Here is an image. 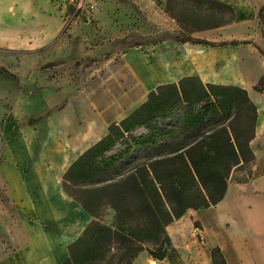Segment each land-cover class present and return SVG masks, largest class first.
<instances>
[{"label":"rangeland","instance_id":"rangeland-1","mask_svg":"<svg viewBox=\"0 0 264 264\" xmlns=\"http://www.w3.org/2000/svg\"><path fill=\"white\" fill-rule=\"evenodd\" d=\"M21 2L12 5L0 0V257L24 244L20 218L1 175L7 149H12L17 158L20 151L25 153L29 146L39 145L43 135H30L29 129L51 115H56L57 120L59 117L64 131H70L83 123L82 109L88 111L91 132L101 127L108 130L120 116L144 102L149 92L133 77L125 59L127 48L175 40L188 42L183 39L197 34L191 31L193 27L211 26L224 15L209 4L197 5L191 0H28L29 6H20ZM260 2L264 6V0ZM260 7L253 8L245 21H255L254 28L263 45L262 49L258 47L260 51H249V58L256 66L264 67V12L258 15ZM214 38L209 41L221 42L217 36ZM229 55L233 54L177 51L172 60L157 52L149 58L146 54L131 57L147 86L183 72H198L204 79L224 83H241L238 61L235 59V66L230 65ZM256 66L254 71L258 72ZM166 67L171 76L165 72ZM28 100L36 101L29 104ZM185 110L186 104L181 103L169 117L156 122L163 129L180 130ZM220 120L209 115L204 125L193 127L186 134L207 132ZM238 123L244 139L250 134L253 121L241 113ZM94 137L91 135L90 139ZM144 157L145 152L135 149L122 164L130 166ZM63 161V155L52 148L48 137L42 158L36 162L38 179L52 168L60 170ZM252 162L232 167L228 181H244L255 175ZM112 218L111 209L101 217L105 224H110ZM174 221L179 224L177 219ZM193 226L185 237L178 231L182 224L168 226L172 235L169 250L177 252L184 264H212L214 255L226 264H239L224 227L214 216L208 217L206 231L197 229V221ZM252 250L257 251L254 246ZM172 252L171 258L175 257Z\"/></svg>","mask_w":264,"mask_h":264},{"label":"trees","instance_id":"trees-1","mask_svg":"<svg viewBox=\"0 0 264 264\" xmlns=\"http://www.w3.org/2000/svg\"><path fill=\"white\" fill-rule=\"evenodd\" d=\"M191 1L209 4L224 14L217 23L195 26L192 32L235 19L230 4ZM263 12L261 6L258 15ZM183 41L215 45L192 36ZM253 89H264V74ZM181 103L186 104L181 129L161 128L156 120L169 117ZM241 113L253 121L244 139L238 131ZM209 115L221 118L216 127L201 134H186L204 125ZM255 121L256 106L247 90L239 86L203 83L197 76H185L150 90L144 102L111 123L107 133L79 154L63 173V191L92 220L68 245V256L60 264H131L141 251L154 260H163L172 247L167 225L189 209L215 205L224 197L232 167L253 161L249 141ZM135 149L145 152V157L130 166L123 165ZM108 209L113 211V218L105 224L101 217ZM214 256L212 264H226Z\"/></svg>","mask_w":264,"mask_h":264},{"label":"crops","instance_id":"crops-1","mask_svg":"<svg viewBox=\"0 0 264 264\" xmlns=\"http://www.w3.org/2000/svg\"><path fill=\"white\" fill-rule=\"evenodd\" d=\"M8 1L12 5H16V1H22L23 4L20 3V6L30 5L28 0ZM217 1L230 4L235 11V19L223 26L194 31L197 34L192 37L214 41L216 39L214 37L217 36V39L221 40L220 43L207 45L177 40L157 42L127 48L125 59L133 77L148 91L160 84L176 82L185 76H197L203 83L235 85L247 90L249 98L256 106L254 135L249 141V146L253 153L252 167L257 173L248 180L228 181L224 197L219 202L203 209H189L177 219L179 224L173 221L168 226L178 227L182 224L183 227L178 231L185 237L193 229V222H199L200 227L197 229L200 232L206 231L208 217L214 216L224 227L231 251L239 264H264V89L261 92L253 89L254 84L264 74V67L256 66L249 58V51H260L259 48L262 49L263 45L261 35L256 31V27L254 28L255 21H245V16L251 13L253 8L260 7L261 2ZM145 51L153 52L148 54ZM177 51H227L233 54L228 56L230 65L235 66L236 60L238 61L241 83H224L204 79L198 72H183L169 79L155 80L151 86H147L131 57L146 54L149 58L157 52L158 56L166 55V58L172 60ZM217 64L219 63H216V68ZM251 64L258 67V72L254 71ZM165 72L171 76L167 67ZM36 100H28L27 103H35ZM133 109L115 122L120 121ZM24 110L30 112L29 109ZM81 119L83 121L81 125H74L70 131H64L59 117L58 120L56 115L46 117L29 129L30 135H43V141L39 145L29 146L25 153L20 151L17 158L10 148L4 154L1 175L8 196L20 218L24 244L12 253L0 257V264H60L68 256V245L92 220V216L74 198L65 193L61 186L62 175L67 167L107 131L101 127V130L94 128L91 132L86 109H82ZM91 135L95 137L90 139ZM48 137L52 139V148L61 152L64 161L60 170L58 167L52 168L39 180L36 162L42 158ZM168 226V235L172 238ZM182 240L184 241V238ZM253 246L257 249L256 252L252 250ZM171 252L167 250L163 260H154L146 251H141L131 264H149L150 260L155 263L184 264L177 252H172L175 253V257L171 258ZM205 264L209 262L206 261Z\"/></svg>","mask_w":264,"mask_h":264},{"label":"bare ground","instance_id":"bare-ground-1","mask_svg":"<svg viewBox=\"0 0 264 264\" xmlns=\"http://www.w3.org/2000/svg\"><path fill=\"white\" fill-rule=\"evenodd\" d=\"M150 264H156L155 261L153 260H150Z\"/></svg>","mask_w":264,"mask_h":264}]
</instances>
